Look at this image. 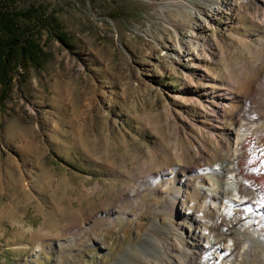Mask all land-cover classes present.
<instances>
[{
  "label": "rangeland",
  "instance_id": "rangeland-1",
  "mask_svg": "<svg viewBox=\"0 0 264 264\" xmlns=\"http://www.w3.org/2000/svg\"><path fill=\"white\" fill-rule=\"evenodd\" d=\"M0 7L37 11L45 55L0 94V264H162L159 244L178 259L224 136L264 131L249 114L264 106V0Z\"/></svg>",
  "mask_w": 264,
  "mask_h": 264
},
{
  "label": "bare ground",
  "instance_id": "bare-ground-1",
  "mask_svg": "<svg viewBox=\"0 0 264 264\" xmlns=\"http://www.w3.org/2000/svg\"><path fill=\"white\" fill-rule=\"evenodd\" d=\"M258 94L260 97L261 88L251 97ZM256 102L250 104L252 117H256V109L264 111ZM227 136L233 140L230 156L225 164L204 169L214 181L200 189L206 200L191 214L193 229L186 236L179 235L187 240V244L180 243L185 250L175 260L169 255V246L148 244L147 249L158 254L162 264H240L241 260L258 264L264 258V131L239 122ZM196 234L212 241L201 244ZM237 243L242 244L238 253Z\"/></svg>",
  "mask_w": 264,
  "mask_h": 264
},
{
  "label": "trees",
  "instance_id": "trees-1",
  "mask_svg": "<svg viewBox=\"0 0 264 264\" xmlns=\"http://www.w3.org/2000/svg\"><path fill=\"white\" fill-rule=\"evenodd\" d=\"M41 19L34 9L14 12L4 11L0 7V94L2 99L11 89L12 77L16 74L20 76L17 70L37 68L45 61L37 33L30 32L32 27L41 23ZM47 22L49 21H44V23ZM54 27L58 29L57 24H54ZM57 36L64 41L63 34L58 33Z\"/></svg>",
  "mask_w": 264,
  "mask_h": 264
}]
</instances>
